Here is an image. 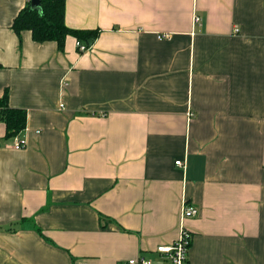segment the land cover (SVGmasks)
<instances>
[{
    "label": "crops",
    "instance_id": "crops-1",
    "mask_svg": "<svg viewBox=\"0 0 264 264\" xmlns=\"http://www.w3.org/2000/svg\"><path fill=\"white\" fill-rule=\"evenodd\" d=\"M26 1L0 0L26 110L19 149L0 121V264L160 263L183 200L190 263L264 264V0H66L84 51L18 37Z\"/></svg>",
    "mask_w": 264,
    "mask_h": 264
},
{
    "label": "trees",
    "instance_id": "trees-1",
    "mask_svg": "<svg viewBox=\"0 0 264 264\" xmlns=\"http://www.w3.org/2000/svg\"><path fill=\"white\" fill-rule=\"evenodd\" d=\"M39 1L40 8L34 9L31 6V1L27 0L25 5L18 11L17 15L14 17L11 28L18 37L20 36L22 31L26 30L30 32L31 39L33 41L37 43L54 42L57 49L59 51H63L65 39L68 35L75 37L76 42H81L85 45V47H89L98 36L99 30L97 29L76 30L69 28L66 25V0ZM78 51L80 50L78 49ZM0 121L4 122L5 124L6 139L20 135L26 127V110L24 108L9 106L7 89H5L3 94L0 96ZM186 203L188 204V202ZM103 219L106 220V223L112 221L110 218ZM191 238L189 246L191 244ZM127 260H124L123 262ZM123 262H121L120 264H122Z\"/></svg>",
    "mask_w": 264,
    "mask_h": 264
},
{
    "label": "built area",
    "instance_id": "built-area-1",
    "mask_svg": "<svg viewBox=\"0 0 264 264\" xmlns=\"http://www.w3.org/2000/svg\"><path fill=\"white\" fill-rule=\"evenodd\" d=\"M194 21H198V18L195 17ZM76 45L80 51L87 49V47L79 41L76 42ZM23 144L24 142L20 135L14 136L13 147L15 149L21 148ZM175 164L184 166L183 160L181 159L176 160ZM197 214L198 209L194 206L188 205L185 200H183L179 212L180 222L178 237L171 245H159L157 247L158 253L161 254L162 262L157 263L148 257L138 256L136 258H130L122 264H191L187 260V251L190 243L191 232L183 225V220L196 216Z\"/></svg>",
    "mask_w": 264,
    "mask_h": 264
},
{
    "label": "water",
    "instance_id": "water-1",
    "mask_svg": "<svg viewBox=\"0 0 264 264\" xmlns=\"http://www.w3.org/2000/svg\"><path fill=\"white\" fill-rule=\"evenodd\" d=\"M31 1V6L34 9H39L40 8V1L39 0H30Z\"/></svg>",
    "mask_w": 264,
    "mask_h": 264
}]
</instances>
